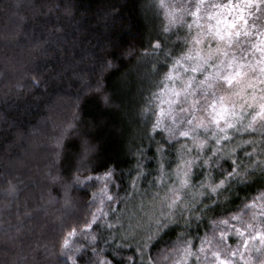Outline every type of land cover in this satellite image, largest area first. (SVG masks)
I'll return each mask as SVG.
<instances>
[{
  "label": "trees",
  "instance_id": "obj_1",
  "mask_svg": "<svg viewBox=\"0 0 264 264\" xmlns=\"http://www.w3.org/2000/svg\"><path fill=\"white\" fill-rule=\"evenodd\" d=\"M165 23L153 0H0V264H72L68 257L73 253L65 255L61 244L73 227L77 234L70 242L82 246L78 264H94V248L103 254L115 251L116 244L92 242L82 230L90 219L89 207H96L88 203L87 193L99 188L96 184L85 189L73 181L82 174L77 168L86 152L101 171L105 162L118 163L125 217L141 203L149 204L154 193L162 194L151 183L159 174L155 159L143 162L148 175L137 181L135 193L128 172L137 163V147L152 158L155 142L161 141L160 135L149 139L145 134L150 124L143 116L137 118V101L142 90L143 95L155 91L153 84L167 71L161 67L159 75L152 74L157 61L144 57L143 50L157 39L168 41L166 50L179 49L176 37L186 34L166 36ZM107 95L113 97L111 105L104 103ZM10 184L14 192L8 191ZM258 189L259 183L233 185L229 202L217 206L216 216L210 213L203 222L193 220L190 228L169 231L151 256L160 259L180 233L211 235L209 221L222 218L221 212H236ZM124 243L130 249L122 252L125 264L133 257L136 264H147V255L136 254V241ZM194 243L199 246L200 241Z\"/></svg>",
  "mask_w": 264,
  "mask_h": 264
},
{
  "label": "snow or ice",
  "instance_id": "obj_2",
  "mask_svg": "<svg viewBox=\"0 0 264 264\" xmlns=\"http://www.w3.org/2000/svg\"><path fill=\"white\" fill-rule=\"evenodd\" d=\"M153 6L164 12L166 36L184 30L186 34L176 37L179 49L166 50L168 41L157 39L143 50L144 57L157 61L151 65L152 74L167 68L153 84L155 91L143 95L142 90L137 101V118L143 116L150 124L145 134L149 139L160 135L162 142H155L152 158L144 155L143 147L136 148L137 163L128 177L135 193L137 181L148 175L143 162L155 159L159 174L151 183L162 194L154 193L149 204L141 203L125 217L126 209H120L125 198L118 191V173L122 174L118 163L105 162L101 171L85 153L77 168L82 174L73 176V181L85 189L96 184L99 188L87 193L88 203L96 207H89L90 219L82 230L92 242L103 239L117 245L110 254L92 249L94 264H125L122 252L130 250L124 243L129 239L136 241L137 255H147V264L161 260L167 264L174 256L180 258L173 264H264V213L248 214L258 199L264 201V0H153ZM107 64L112 67L111 61ZM104 103L111 105L113 97L105 96ZM181 139L185 142L179 148L171 147ZM257 183L260 189L248 203L209 221L210 236L180 233L173 248L162 250L160 259L151 256V249L169 231L190 228L193 220L203 222L210 213L216 216L217 206L229 202L233 185ZM8 191L14 192L15 186L10 184ZM92 229L100 231L93 234ZM76 234L77 228H71L61 244L65 255L73 253L68 257L72 264L82 259L76 255L82 246L74 247L69 239ZM194 240L200 241L199 246ZM129 259L136 264L134 257Z\"/></svg>",
  "mask_w": 264,
  "mask_h": 264
},
{
  "label": "rangeland",
  "instance_id": "obj_3",
  "mask_svg": "<svg viewBox=\"0 0 264 264\" xmlns=\"http://www.w3.org/2000/svg\"><path fill=\"white\" fill-rule=\"evenodd\" d=\"M163 15H164V12H163ZM257 213H264V201H260L259 199L256 202V206H254L248 210V214H257ZM245 218L247 219V215ZM217 231H219V229H217ZM233 243H234V241H233ZM179 258L180 257L178 256L176 260H178ZM201 264H204V262L201 261Z\"/></svg>",
  "mask_w": 264,
  "mask_h": 264
}]
</instances>
